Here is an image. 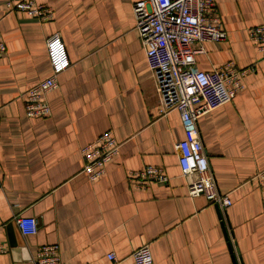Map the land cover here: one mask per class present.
<instances>
[{
  "label": "crops",
  "instance_id": "1",
  "mask_svg": "<svg viewBox=\"0 0 264 264\" xmlns=\"http://www.w3.org/2000/svg\"><path fill=\"white\" fill-rule=\"evenodd\" d=\"M0 0V264H34L38 246L59 245L66 264H134L148 244L153 264H264L262 193L253 179L264 168V56L248 28L264 24V0H213L226 39L202 47L195 65L252 66L230 102L201 116L198 128L210 170L231 205L190 197L178 164L184 137L177 111L160 112L145 49L135 27L134 0H34L49 20L7 13ZM17 1V0H11ZM58 34L69 66L46 94L50 114L27 117L23 93L49 76L46 40ZM110 130L120 153L89 180L82 148ZM161 167L166 183L136 188L127 174ZM33 216L24 236L15 215Z\"/></svg>",
  "mask_w": 264,
  "mask_h": 264
},
{
  "label": "built area",
  "instance_id": "2",
  "mask_svg": "<svg viewBox=\"0 0 264 264\" xmlns=\"http://www.w3.org/2000/svg\"><path fill=\"white\" fill-rule=\"evenodd\" d=\"M5 8L7 13L22 11L41 21L53 16L51 7L34 0H7ZM132 8L135 27L145 49V61L160 100V112L177 111L179 114L184 137L176 143V148L179 150L180 172L187 180L188 196L204 195L210 203L227 207L231 200L216 186L203 150L198 120L230 102L243 87L244 75L253 67L238 68L231 62L211 71L196 67L195 54L201 52L202 47L194 48L193 44L226 39L213 0H134ZM247 31L257 51L264 56V24L251 26ZM46 48L52 73L23 93L27 117L49 116L46 94L57 88V76L70 64L58 34L47 38ZM5 52L6 44L0 34V55ZM120 145L113 133L107 130L82 148V172L89 180L103 175L105 165L119 155ZM168 179L161 167L153 165H145L127 174L128 182L136 188H146L152 182L166 183ZM253 179L262 193L264 210V168L256 170ZM15 221L24 236L38 231L37 220L33 216L16 214ZM130 257L134 264H153L148 244L135 248ZM107 258L111 264H121L113 252H109ZM34 264L66 263L60 259L59 245L49 243L37 247Z\"/></svg>",
  "mask_w": 264,
  "mask_h": 264
},
{
  "label": "water",
  "instance_id": "3",
  "mask_svg": "<svg viewBox=\"0 0 264 264\" xmlns=\"http://www.w3.org/2000/svg\"><path fill=\"white\" fill-rule=\"evenodd\" d=\"M228 246L230 247V251L232 252V260H233V263L236 264V257H235V254L233 252L232 246H231L230 243L228 244Z\"/></svg>",
  "mask_w": 264,
  "mask_h": 264
}]
</instances>
